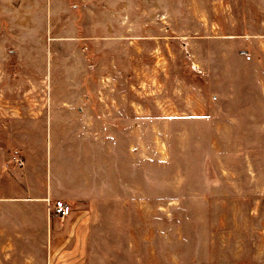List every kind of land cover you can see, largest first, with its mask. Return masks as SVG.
<instances>
[{"label": "rangeland", "instance_id": "374dc122", "mask_svg": "<svg viewBox=\"0 0 264 264\" xmlns=\"http://www.w3.org/2000/svg\"><path fill=\"white\" fill-rule=\"evenodd\" d=\"M58 54L126 155L80 230L88 264H264V0H0V264L44 260L19 159Z\"/></svg>", "mask_w": 264, "mask_h": 264}, {"label": "crops", "instance_id": "0c3cea01", "mask_svg": "<svg viewBox=\"0 0 264 264\" xmlns=\"http://www.w3.org/2000/svg\"><path fill=\"white\" fill-rule=\"evenodd\" d=\"M56 62L50 59L46 67L49 70L48 65L51 64L52 90L49 94L56 89L60 98L47 106L43 103L37 109L41 115L32 121L42 127V134L32 137L23 161L26 172L31 174L25 187L26 197L22 201L28 209L37 212L39 220L35 215L27 214L26 217L34 227H31L32 231L36 230V226L41 228L42 233L43 230L46 232V243L43 244L42 240L27 253L44 256L42 264H88L91 248L85 246V235L80 233L90 223L92 198L97 196V192L101 194V191H107L109 185L113 189L112 181H108L109 173L112 175L115 170L123 171L126 155L122 151L115 156L111 143L99 147L96 140L98 105L88 103L86 99L84 101L83 96L88 94L85 86L74 83L67 86L68 82L80 77L84 79L86 74L79 75L78 71L82 70L78 66L73 68L72 73L70 68L67 69V63L61 61V54H58ZM53 73H57L56 78ZM48 77L46 72L41 78ZM61 94L65 96L62 100ZM67 95L75 97L68 98ZM106 107L102 110L114 114L120 106L109 104ZM136 111L139 113V108ZM110 116L113 119V115ZM99 177H105L104 184ZM56 200L67 202L73 208L71 214L65 218L55 214L52 208ZM1 203L2 200L0 211ZM63 219L66 220L64 228L61 225ZM73 237L75 242L67 245L66 241Z\"/></svg>", "mask_w": 264, "mask_h": 264}, {"label": "built area", "instance_id": "2783aa9c", "mask_svg": "<svg viewBox=\"0 0 264 264\" xmlns=\"http://www.w3.org/2000/svg\"><path fill=\"white\" fill-rule=\"evenodd\" d=\"M19 162L21 164L24 163L23 159H21V158L19 159ZM52 210L55 214H57L61 218H65L66 216L71 214L73 208L64 200H56L54 205H53Z\"/></svg>", "mask_w": 264, "mask_h": 264}]
</instances>
